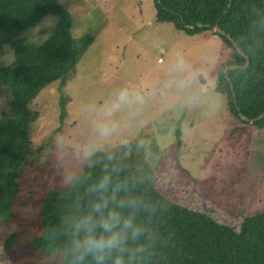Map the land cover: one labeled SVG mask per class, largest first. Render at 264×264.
I'll return each instance as SVG.
<instances>
[{"label": "rangeland", "instance_id": "374dc122", "mask_svg": "<svg viewBox=\"0 0 264 264\" xmlns=\"http://www.w3.org/2000/svg\"><path fill=\"white\" fill-rule=\"evenodd\" d=\"M62 5L71 15V35L89 33L93 41L65 84L49 83L30 104L38 113L30 139L43 151L17 178L14 214L0 223V264H59L57 256L40 258L27 241L40 231L38 212L48 191L66 186L94 145L133 144L135 167L154 176L159 192L218 221L237 226L241 214L262 211L264 128L234 117L216 90L221 65L231 58L221 38L210 30L186 34L156 21L152 0H63ZM56 21L47 14L23 36L39 44ZM12 59L7 45L0 65ZM181 65L184 72L177 70ZM61 90L67 97L62 121ZM120 92L126 102L106 113ZM8 102L0 95V116ZM101 122L115 123L117 130L101 138ZM13 232L16 241L6 248Z\"/></svg>", "mask_w": 264, "mask_h": 264}, {"label": "trees", "instance_id": "16d2710c", "mask_svg": "<svg viewBox=\"0 0 264 264\" xmlns=\"http://www.w3.org/2000/svg\"><path fill=\"white\" fill-rule=\"evenodd\" d=\"M152 5L158 22H170L186 34L210 30L221 38L229 47L231 58L221 65L216 90L225 96L227 109L234 117L255 128H264V117L253 122L239 117V113L248 118L264 113V0H152ZM47 14L57 16L50 36L39 44L27 42L23 33ZM215 23L249 58L245 68L227 70L229 81L223 68L243 65L245 58L227 37L212 28ZM71 24L70 12L58 0H0V54L7 45L13 50L12 62L0 65V95L9 98L8 109L0 116V223L9 222L14 214L17 178L26 166L39 162L38 156L43 151L42 145L34 148L30 139L31 125L38 117L37 111L30 107L31 102L49 83L59 80L64 85L93 41L89 33L73 37ZM66 102L61 90L60 121L66 114ZM133 152V144L129 143L100 149L87 156L66 186L48 191L38 212L40 231L27 241L40 252V258L57 256L59 264H67L62 220L77 202L85 201L87 186L102 170L115 167L121 178L137 181L136 194L155 208L154 214L146 218L157 236L150 264H264V209L241 214L237 226L218 221L159 192L154 176L142 174L135 167ZM15 241L13 232L4 246L8 248Z\"/></svg>", "mask_w": 264, "mask_h": 264}, {"label": "clouds", "instance_id": "9594fccd", "mask_svg": "<svg viewBox=\"0 0 264 264\" xmlns=\"http://www.w3.org/2000/svg\"><path fill=\"white\" fill-rule=\"evenodd\" d=\"M177 70L185 71L182 65ZM125 102L126 93L120 92L117 103L106 106L105 112L110 114ZM97 129L101 138H108L117 125L101 122ZM99 150L100 146L94 145L88 153ZM136 189L137 181L121 178L115 167L104 168L87 186L85 201L77 202L62 220L67 264H150L157 236L146 218L155 208L136 194Z\"/></svg>", "mask_w": 264, "mask_h": 264}, {"label": "water", "instance_id": "95a60500", "mask_svg": "<svg viewBox=\"0 0 264 264\" xmlns=\"http://www.w3.org/2000/svg\"><path fill=\"white\" fill-rule=\"evenodd\" d=\"M229 4H230V3H228V5H229ZM198 25H199V26H203L204 24L199 23ZM187 26H188V27H193V25H187ZM212 28H213L215 31H217V32H219L220 34H222V35H224L225 37H227V38H228V39L234 44V46H235V48L238 50V52H239L242 56H244V58H245V63H244L243 65H235V64H233V65H226V66L223 68L224 76H225V78L229 81V78H228V76H227V70H228V69H231V68H236V67L245 68V67L248 65L249 58H248V56L243 52V50H242L241 48H239V47L234 43V41H233V39L231 38V36H230L228 33H226L223 29H221V28L218 26L217 23H215V24L212 26ZM229 87H230V90H231V96H232V98H233V104H234L236 110L238 111V108H237V106H236L235 92H234V90H233V86H232L231 83H229ZM239 117H241L242 119H244V120H246V121L253 122V121H255L256 119H260V118L264 117V113H262L261 115H259L257 118H248V117H245L244 115H242L241 113H239Z\"/></svg>", "mask_w": 264, "mask_h": 264}, {"label": "built area", "instance_id": "2783aa9c", "mask_svg": "<svg viewBox=\"0 0 264 264\" xmlns=\"http://www.w3.org/2000/svg\"><path fill=\"white\" fill-rule=\"evenodd\" d=\"M157 61H158V62H161L162 60H161V58H158Z\"/></svg>", "mask_w": 264, "mask_h": 264}]
</instances>
